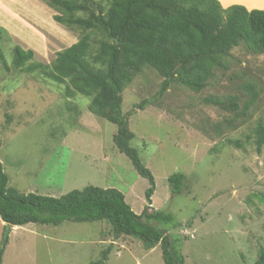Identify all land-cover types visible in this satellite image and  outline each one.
I'll return each mask as SVG.
<instances>
[{
  "label": "rangeland",
  "instance_id": "rangeland-1",
  "mask_svg": "<svg viewBox=\"0 0 264 264\" xmlns=\"http://www.w3.org/2000/svg\"><path fill=\"white\" fill-rule=\"evenodd\" d=\"M264 5V0L255 2ZM56 11L42 0H0V160L8 186L20 193L60 196L86 185L120 190L135 213L147 203L148 182L113 144L116 125L88 110L83 95H64L65 83L11 67L17 44L49 64L76 42L80 31L53 20ZM229 69L217 70L199 92L172 85L156 98L162 77L144 68L122 92V112L134 133L131 145L154 176L151 206L170 211L181 223L183 264H253L264 245V147L258 152L252 129L264 120V54L242 47L231 52ZM254 80L259 96L249 118L212 104L207 97L238 93ZM147 100L143 108H138ZM148 100L155 101L152 103ZM238 139L243 147L228 145ZM186 174L185 189L173 194L167 177ZM191 221L186 226L187 221ZM1 264H87L111 244L105 264H163L159 244L145 246L132 236L114 238L102 220L63 221L58 225L8 226Z\"/></svg>",
  "mask_w": 264,
  "mask_h": 264
},
{
  "label": "trees",
  "instance_id": "trees-1",
  "mask_svg": "<svg viewBox=\"0 0 264 264\" xmlns=\"http://www.w3.org/2000/svg\"><path fill=\"white\" fill-rule=\"evenodd\" d=\"M56 11L53 20L80 31L78 40L57 52L49 63L33 58L31 49L12 47L11 67L42 78L65 83L64 95H83L88 110L116 125L112 141L130 161L135 171L148 182L146 204L135 213L124 194L114 187L86 185L60 196L20 193L8 186V175L0 160V219L11 226L27 223L58 225L63 221L102 220L110 225L114 238L132 236L147 246L159 244L163 264H183L180 235H173L179 223L170 211L151 206L154 176L131 145L134 133L128 116L122 112V92L144 69L151 68L161 77L156 98L172 85L199 92L214 77L232 64L231 52L242 47L253 54H264V9L248 10L243 5L222 7L218 0H42ZM6 31L0 26V37ZM2 64L9 69L0 52ZM239 90L249 95L239 106L238 93L221 98L207 97L212 104L248 119V109L259 96L257 84L246 77ZM152 103L155 101L148 100ZM142 100L138 108H143ZM259 152L264 147V120L252 129ZM238 148V139L227 138ZM1 145V142H0ZM186 174L172 172L167 177L173 194L186 187ZM259 201L264 195H256ZM191 221L186 222L189 226ZM5 234L0 242V264L5 249ZM111 244L101 249L98 258L87 264H105ZM253 264H264V245Z\"/></svg>",
  "mask_w": 264,
  "mask_h": 264
},
{
  "label": "crops",
  "instance_id": "crops-1",
  "mask_svg": "<svg viewBox=\"0 0 264 264\" xmlns=\"http://www.w3.org/2000/svg\"><path fill=\"white\" fill-rule=\"evenodd\" d=\"M222 7H228L233 4H239L246 7L248 10L251 9H264V5L255 4L259 0H218Z\"/></svg>",
  "mask_w": 264,
  "mask_h": 264
},
{
  "label": "water",
  "instance_id": "water-1",
  "mask_svg": "<svg viewBox=\"0 0 264 264\" xmlns=\"http://www.w3.org/2000/svg\"><path fill=\"white\" fill-rule=\"evenodd\" d=\"M8 226H10L9 224H7Z\"/></svg>",
  "mask_w": 264,
  "mask_h": 264
}]
</instances>
